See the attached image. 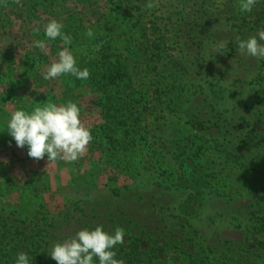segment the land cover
Returning a JSON list of instances; mask_svg holds the SVG:
<instances>
[{"label": "rangeland", "instance_id": "1", "mask_svg": "<svg viewBox=\"0 0 264 264\" xmlns=\"http://www.w3.org/2000/svg\"><path fill=\"white\" fill-rule=\"evenodd\" d=\"M200 1L159 0V7L149 10L148 0H33L34 5L32 0H0V207L5 208L0 215L12 235L18 230L14 241L42 229L52 248L80 229L100 225L109 233L125 230L124 243L114 251L137 248L138 264H199L207 245L216 254L248 248L261 255L258 260L254 255L256 264L264 262L263 236L232 226L264 217V117L248 107L259 63L241 55L237 43V37L258 38L259 31L242 26L260 18L256 12L264 9V0L250 13L240 11V0L232 9L223 6L224 0ZM200 7L210 15L208 27L216 39L203 41L191 30L189 36L175 37L181 10L192 20L191 10ZM136 8L142 15L132 26ZM118 10L127 13L122 17ZM51 19L64 25L70 45L45 36ZM89 28L93 38L86 36ZM34 40L45 41L47 54ZM153 40L168 63L147 60ZM100 43L94 56L126 74V87L139 90L137 133L126 148L111 149L106 156L104 147L90 142L87 153L71 163L30 158L27 146L17 147L7 132L13 111L31 113L37 105L72 101L87 127L100 120L86 84L77 85L71 75L42 76L63 47L78 64ZM220 44L230 45L223 49ZM154 67L164 70L158 81ZM170 98L176 103L168 105ZM239 117L249 125H238ZM191 140L207 150L191 156ZM224 153L237 159L232 163ZM193 204L195 209L189 207Z\"/></svg>", "mask_w": 264, "mask_h": 264}, {"label": "trees", "instance_id": "2", "mask_svg": "<svg viewBox=\"0 0 264 264\" xmlns=\"http://www.w3.org/2000/svg\"><path fill=\"white\" fill-rule=\"evenodd\" d=\"M235 1L236 0H224L223 6L226 7L228 3V6L230 7L229 9H232L235 7ZM204 2V0H201L200 5H203ZM32 3L34 5L33 0ZM236 4L240 5V3L237 2ZM136 10L139 12V14L136 16H131V18L137 19V21H135L132 26L140 23V16L142 15L141 9L136 8ZM191 11V17L193 19L186 20V15L181 10L183 21L178 23L179 29L175 37H182V35L189 36L190 32L188 31L191 30L194 33L193 36H198L203 41L204 39L207 40L210 37L216 39V36L212 34L210 28L208 27L211 21H209L208 19V16L210 15H204L207 13L206 10L200 7L198 10L192 9ZM117 13L124 17L123 13L126 14L127 12L126 10H123V12L118 10ZM256 15H258L260 18L253 21H248L252 24V26H247L246 24V28L241 25L242 28L255 32L264 30V9H261L259 12L257 11ZM154 39L158 40V42L160 43H163L162 40L156 38ZM155 40H153L150 44L151 49L149 50L150 53L147 60H151V62L154 63L160 61L164 62V57L161 53L162 48L160 44ZM78 45H81V43H78ZM229 45L230 44H228V47H224L223 49L229 48ZM145 51H148V47H146ZM144 53L146 54L147 52ZM102 61V58L97 59L94 56L92 46L87 55L85 54L77 64V66L81 70H83L84 68H87L89 70V78L87 80H80L75 78L74 76L71 77L74 80L78 81L77 85L79 84V81H81L82 84L87 85L90 97L92 101H95L94 104L96 105V107H98L100 120L93 124L94 127H92L91 125L88 128L90 129L91 135L93 137V140L91 141L92 145L99 148L104 147L105 152H102V154L106 156L107 152H110L111 149H113L112 151L117 152L118 150L120 151L123 148H126L127 139L131 140V137L133 138V135L137 133V129L135 126L140 124V121L138 119L139 113L137 114V106H135L134 103H137L139 101V98L136 96L139 90H134L132 85L126 87V81H123V77H126V74L118 72L117 69H115V66H110V64L104 63ZM164 63L166 64L168 62ZM258 63L259 69L256 76L254 77L251 87L250 97H252V102L248 107L251 106L257 117L262 118L264 117V59H258ZM155 67L151 70H154L153 77L156 79V81H158L163 76L162 72H164V70L155 71ZM164 94H168V92L166 91L164 92ZM228 98L230 97L228 96ZM165 101L168 102V105L176 103V100L171 98ZM226 108L229 109V107ZM237 121L238 125L240 126L249 125V121L245 117H239ZM97 137H99V139H97ZM189 146L191 147L188 149V151L191 153V156L195 155L194 157H198L197 153L194 154L195 151L198 150V152L200 153V151L202 152L203 149L204 151H206L208 148L205 147L201 142L197 143V140H194V142L193 140H191ZM213 146L217 147L215 146V144H212V147ZM224 156L225 158L227 156V160L231 158L232 163L237 159V157L231 156L228 153H224ZM195 159L198 160L197 158ZM262 196L264 197V195ZM202 205L203 202L201 203L200 207ZM193 206L195 207L196 205H189V207L191 208H193ZM4 209L5 208L0 207V211H3ZM253 217L254 216L251 217V221L249 224L245 225L240 223L238 225L232 226L235 229H242L245 227L248 229H252L253 236L255 234H259L264 238V217H261L260 222L257 218H254L253 220ZM0 219L3 222V229H1L2 227L0 228V264H15L17 254L22 251L26 252L29 256L30 264H56V261H54L48 254L51 250V247H49L47 243L48 241L45 240V235L42 234V229H38V231L33 236L24 239L19 238L18 241H14L13 235L18 230L14 231L12 235L9 227H5V221L7 220L6 216L3 217L0 215ZM14 221H18V219H14ZM260 242V247L264 248V239L260 238ZM202 249L204 253L199 258V264H256V259H262L261 255H255L253 251L248 248H241L242 250L240 251L229 248L221 251L218 254H216L214 248L210 245L204 246L202 247ZM116 253V258L123 259L125 264H138V257L140 256V252L137 250V248L131 250H124L120 248L116 251ZM254 255L258 258L254 259ZM93 264H99L98 258L94 257ZM258 264H264V262L259 263L258 261Z\"/></svg>", "mask_w": 264, "mask_h": 264}, {"label": "clouds", "instance_id": "3", "mask_svg": "<svg viewBox=\"0 0 264 264\" xmlns=\"http://www.w3.org/2000/svg\"><path fill=\"white\" fill-rule=\"evenodd\" d=\"M14 2L20 4V0ZM257 3L258 0H240V11L250 13ZM145 7L149 10L159 7V0H148ZM63 27L62 23L51 19L44 26L45 36L49 40L59 38L64 45H70L72 37L62 31ZM34 32H39V28H35ZM94 35V31L89 28L86 36L93 38ZM261 42H264V30L258 32V38L252 36L241 40L237 37L239 53L264 59V43ZM33 45L47 54L45 41L34 40ZM101 47L102 43L94 45L93 52H98ZM219 47L224 48V45L220 44ZM62 75H71L80 80H87L90 76L87 68L81 70L77 66L68 47H63L58 52V58L42 72L45 80ZM6 129L17 147L27 146L30 158L39 161L47 156L49 164L57 160L68 163L77 161L87 153L93 140L90 129L81 119L80 107L72 101L62 105L52 102L44 106L37 105L31 113L15 110L7 121ZM124 237L125 230L122 227H116L114 233H109L97 225L94 230L80 229L72 237L56 242L48 254L56 264H93L94 257L98 258L99 264H125L123 259L116 258L117 253L114 251L117 245L124 243ZM15 264H30L27 253H18Z\"/></svg>", "mask_w": 264, "mask_h": 264}]
</instances>
